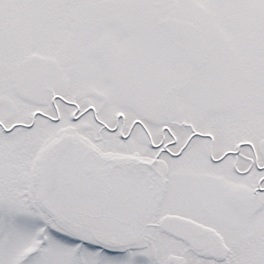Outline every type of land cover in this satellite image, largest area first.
Masks as SVG:
<instances>
[{
    "label": "snow or ice",
    "instance_id": "6c2138e0",
    "mask_svg": "<svg viewBox=\"0 0 264 264\" xmlns=\"http://www.w3.org/2000/svg\"><path fill=\"white\" fill-rule=\"evenodd\" d=\"M0 264H264V0H0Z\"/></svg>",
    "mask_w": 264,
    "mask_h": 264
}]
</instances>
